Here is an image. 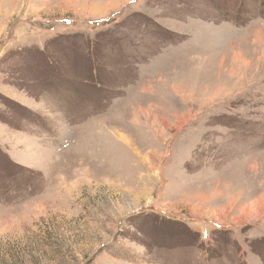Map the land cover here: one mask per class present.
Here are the masks:
<instances>
[{"label": "rangeland", "instance_id": "rangeland-1", "mask_svg": "<svg viewBox=\"0 0 264 264\" xmlns=\"http://www.w3.org/2000/svg\"><path fill=\"white\" fill-rule=\"evenodd\" d=\"M0 264H264V0H0Z\"/></svg>", "mask_w": 264, "mask_h": 264}]
</instances>
